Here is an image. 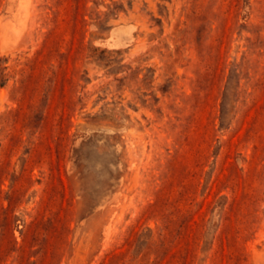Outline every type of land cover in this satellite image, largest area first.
<instances>
[{"label":"rangeland","instance_id":"374dc122","mask_svg":"<svg viewBox=\"0 0 264 264\" xmlns=\"http://www.w3.org/2000/svg\"><path fill=\"white\" fill-rule=\"evenodd\" d=\"M0 264H264V0H0Z\"/></svg>","mask_w":264,"mask_h":264}]
</instances>
